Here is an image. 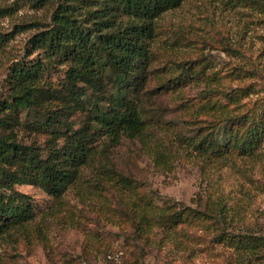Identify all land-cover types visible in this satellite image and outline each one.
Listing matches in <instances>:
<instances>
[{
  "label": "rangeland",
  "instance_id": "rangeland-1",
  "mask_svg": "<svg viewBox=\"0 0 264 264\" xmlns=\"http://www.w3.org/2000/svg\"><path fill=\"white\" fill-rule=\"evenodd\" d=\"M31 3L0 0V33H11L21 25L48 24L50 9H36ZM34 33H16L0 49V103L8 100L9 69L25 59L42 57L27 56L25 51ZM150 48L151 59L134 90L145 120L143 133L124 136L116 146L99 140L94 166L84 169L78 186L59 200L36 186H16L30 197L36 217L0 242V264L95 263L108 253H121L120 264H264L263 258L239 255L218 240L224 231L264 239V147L255 157L208 161L194 156L182 142V137L195 135L193 124L198 127L209 120L198 97L205 88L243 91L242 110L264 111V0H185L156 21ZM182 64L210 76L208 86L199 82L174 90L171 79ZM67 67L56 62L47 68L38 82L36 104L18 113V123L11 126L22 143L38 147L44 156L51 136L41 125L47 113L68 103L62 88ZM111 89L100 84L88 94L106 100ZM4 117L0 113V119ZM69 121L75 127L83 125L86 110L70 114ZM56 142L60 147L62 141ZM105 168L130 179L134 188H121L122 196L109 185L102 188L94 180ZM137 192L157 205L202 210L209 201L218 202L232 217L226 218L224 231L207 220L177 233L157 231L141 239L124 218L121 204L123 195Z\"/></svg>",
  "mask_w": 264,
  "mask_h": 264
},
{
  "label": "trees",
  "instance_id": "trees-1",
  "mask_svg": "<svg viewBox=\"0 0 264 264\" xmlns=\"http://www.w3.org/2000/svg\"><path fill=\"white\" fill-rule=\"evenodd\" d=\"M184 1L32 0L33 8L50 9V22L21 25L11 33H0L1 49L16 33L34 30L25 51L27 56L42 55L30 61L25 59L9 69L8 100L0 103V113L5 114L0 119V242L24 230L36 217L30 197L16 186H36L59 200L69 189L78 186L84 169L94 166L99 140L104 138L116 146L124 136L133 138L143 133L145 120L134 99V90L151 59L156 21ZM56 62L68 64L62 81L68 103L63 104V109L47 113L41 125L51 136L44 156L38 147L22 143L11 126L18 123V113L31 110L36 104L38 82ZM177 70L171 79L174 90L199 82L208 86L210 76L193 65L182 64ZM100 84L112 88L113 93L106 100L88 94V90ZM238 92L241 91L222 92L211 87L198 94L209 120L201 121L198 127L191 122L196 128L195 135L182 137V142L197 158L213 161L255 157L264 147V111L242 110L239 101L243 91ZM84 110L87 121L75 127L69 115ZM56 140L62 141L60 147H56ZM99 172L101 177L94 181L100 182L102 188L109 185L112 192L121 196V188H134L130 179L112 169ZM4 188L9 191H2ZM121 204L124 218L141 239L157 231L177 233L195 222L207 220H213V225L219 224L223 229L226 218L232 217L218 202L209 201L202 210L179 204L157 205L140 192L123 195ZM114 210L112 216L116 217L118 212ZM224 232L218 235V240L239 255L264 259L262 237Z\"/></svg>",
  "mask_w": 264,
  "mask_h": 264
},
{
  "label": "built area",
  "instance_id": "built-area-1",
  "mask_svg": "<svg viewBox=\"0 0 264 264\" xmlns=\"http://www.w3.org/2000/svg\"><path fill=\"white\" fill-rule=\"evenodd\" d=\"M121 253H108L102 260L95 263L81 262L79 264H120Z\"/></svg>",
  "mask_w": 264,
  "mask_h": 264
}]
</instances>
